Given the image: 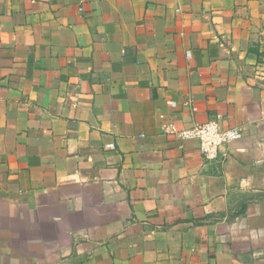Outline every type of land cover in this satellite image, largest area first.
<instances>
[{
    "label": "crops",
    "instance_id": "obj_1",
    "mask_svg": "<svg viewBox=\"0 0 264 264\" xmlns=\"http://www.w3.org/2000/svg\"><path fill=\"white\" fill-rule=\"evenodd\" d=\"M263 194L264 0H0V264H264Z\"/></svg>",
    "mask_w": 264,
    "mask_h": 264
},
{
    "label": "built area",
    "instance_id": "obj_2",
    "mask_svg": "<svg viewBox=\"0 0 264 264\" xmlns=\"http://www.w3.org/2000/svg\"><path fill=\"white\" fill-rule=\"evenodd\" d=\"M223 118L217 115L204 123H196L188 129L180 130L174 124L165 126L167 135H174L181 140H193L199 143V150L207 162L218 160L221 148L237 141L241 133L237 129H224Z\"/></svg>",
    "mask_w": 264,
    "mask_h": 264
},
{
    "label": "rangeland",
    "instance_id": "obj_3",
    "mask_svg": "<svg viewBox=\"0 0 264 264\" xmlns=\"http://www.w3.org/2000/svg\"><path fill=\"white\" fill-rule=\"evenodd\" d=\"M264 195V194H263Z\"/></svg>",
    "mask_w": 264,
    "mask_h": 264
}]
</instances>
